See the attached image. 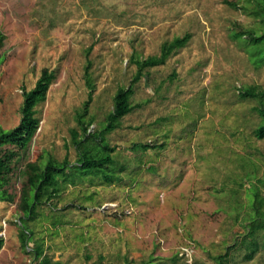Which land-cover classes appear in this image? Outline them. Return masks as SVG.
Returning a JSON list of instances; mask_svg holds the SVG:
<instances>
[{
	"label": "rangeland",
	"instance_id": "rangeland-1",
	"mask_svg": "<svg viewBox=\"0 0 264 264\" xmlns=\"http://www.w3.org/2000/svg\"><path fill=\"white\" fill-rule=\"evenodd\" d=\"M253 9L254 0H0V131L17 126L22 92L42 69L56 78L4 188L13 201H0V264H264L263 252L246 261L233 248L264 177L259 105L239 98L248 87L264 97V67L248 35L233 39L264 32ZM184 35L185 47L132 85V58L157 57ZM130 87L134 111L103 137L116 149L113 180L86 176L25 217L26 166L75 164L77 116L86 105L88 134L104 131L114 96Z\"/></svg>",
	"mask_w": 264,
	"mask_h": 264
},
{
	"label": "trees",
	"instance_id": "trees-1",
	"mask_svg": "<svg viewBox=\"0 0 264 264\" xmlns=\"http://www.w3.org/2000/svg\"><path fill=\"white\" fill-rule=\"evenodd\" d=\"M251 1V0H250ZM256 10L251 11L254 19H260L264 26V0H254ZM235 8L234 5L227 4ZM248 38L246 44L256 47L255 53H250L255 56L258 61L253 62L256 67H264V32L255 34L254 32H244L234 34L233 39L241 40L243 36ZM4 36L0 35V51L3 47ZM189 41V36L184 35L181 38L173 40L171 43L162 46L157 57H147L144 59L132 58L131 65L135 67L136 72L133 76L132 85L138 83L143 78V72L153 70L166 65L171 54L178 49L186 46ZM1 62V59H0ZM55 74L46 69H42L38 80L28 92H22V104L19 109L20 121L12 130L0 131V201L10 200L13 198L6 193L5 186L10 182V176L13 172V163L19 156V151H24L32 138L38 131L40 119L37 117L35 107L39 105L40 100L46 97L48 88L55 81ZM86 89L92 91L93 85L89 78H85ZM133 91L130 88L125 90L120 89L114 96L113 110L107 117L104 131L96 134H88V128L92 122L85 123L86 105L83 113L77 116L76 125L79 127L81 134L75 130L71 133L72 145L76 149L77 157L75 164L69 163L66 159L61 162L49 157L43 168L28 164L26 170L22 172L25 178V186L20 192V208L25 214L24 216L30 219L34 217V210L41 201L50 200L59 192L63 191L67 185L75 186L81 182L86 176H101L105 183H110L113 180L111 173H108V168L113 164L112 153L115 152L114 146H109L104 141V135L116 128L117 123L124 117L130 115L134 108L131 105ZM91 95L89 96L90 101ZM239 98L243 101L254 100L259 107L254 109V112L260 118V126L253 130V135L257 140L264 139V97L263 93L257 91L254 87H248L246 90L239 92ZM138 108V107H137ZM151 148L149 144L133 145L132 150ZM257 185L252 183V196L250 205L252 213L249 215L244 233L238 243L233 245L236 250H243L246 261H252L259 252L264 253V194H261L260 186L264 187V177L257 178ZM44 198V199H43ZM23 243L27 239L28 233L21 232ZM4 241L0 238V250L3 247ZM42 251L36 252V255L41 256ZM222 256H218L216 261L218 264L224 262ZM42 261L46 263V258ZM59 264V263H53Z\"/></svg>",
	"mask_w": 264,
	"mask_h": 264
}]
</instances>
